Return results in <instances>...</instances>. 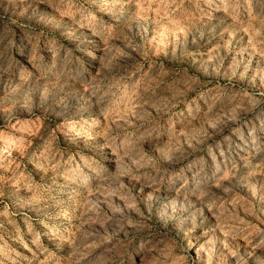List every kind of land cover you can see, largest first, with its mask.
I'll return each mask as SVG.
<instances>
[{
  "label": "rangeland",
  "instance_id": "obj_1",
  "mask_svg": "<svg viewBox=\"0 0 264 264\" xmlns=\"http://www.w3.org/2000/svg\"><path fill=\"white\" fill-rule=\"evenodd\" d=\"M0 264H264V0H0Z\"/></svg>",
  "mask_w": 264,
  "mask_h": 264
}]
</instances>
